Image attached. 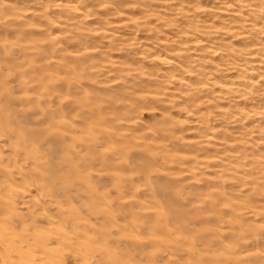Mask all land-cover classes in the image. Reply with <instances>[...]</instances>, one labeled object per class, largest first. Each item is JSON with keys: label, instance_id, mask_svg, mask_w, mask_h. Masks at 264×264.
Instances as JSON below:
<instances>
[{"label": "rangeland", "instance_id": "374dc122", "mask_svg": "<svg viewBox=\"0 0 264 264\" xmlns=\"http://www.w3.org/2000/svg\"><path fill=\"white\" fill-rule=\"evenodd\" d=\"M0 51V103L30 121L0 111V174L31 196L4 229H125L109 251L132 264H225L209 245L264 264V0H0ZM50 139L56 181L85 190L61 209Z\"/></svg>", "mask_w": 264, "mask_h": 264}, {"label": "bare ground", "instance_id": "6f19581e", "mask_svg": "<svg viewBox=\"0 0 264 264\" xmlns=\"http://www.w3.org/2000/svg\"><path fill=\"white\" fill-rule=\"evenodd\" d=\"M24 50L25 49L21 48V55L19 58H24V59L28 58V54ZM21 66H22L21 64L14 63L13 66L10 67L11 70H15L14 78L12 79V82H17L19 88H21V90L23 89L24 91H26L25 89H27L26 87L29 84V81L35 80L34 77L32 76L34 75L35 71L16 70V67H21ZM2 68L0 67V73L2 72ZM22 78H27L30 80L28 81ZM15 93L12 94L10 93L11 95L9 97H12V95H14ZM18 106L19 104H16L15 102L13 101L11 102L9 100L7 101L6 104L2 105L0 103V111L1 112L5 111L9 113L10 117L27 123L26 121L29 119H26L25 116L21 115L20 109L17 108ZM42 132H43L42 129L39 128H28L26 129V134H24V138H27L26 140L29 139L36 140L37 138L35 136H40ZM8 138H10V141L13 140L12 136H8ZM23 144H27V141H25L21 136H18L15 141V145L20 147V146H24ZM47 144L53 145V148L50 149V155L52 157V160L50 161L49 164L50 170H48L49 172H51V175L53 176L54 179L53 188L50 194L56 199L55 201L59 209H61L66 202H68L69 200L75 197L84 198L85 196L83 192L85 190L83 187L75 188L73 184L66 187L61 186V183L56 181L59 179V172H60L58 169L59 166L56 164V159L59 157L60 153L62 152V149L57 143V141L54 139H50L47 142ZM47 144L45 143L43 145L45 146ZM24 155H27L28 157L31 156L27 153H24ZM9 181H10L9 174L5 172L3 174H0V212L1 211L4 212L5 211L4 209L10 208L9 205L11 204L7 202L8 200L9 201L12 200V198H16V199L18 198L19 204L25 205L27 199L31 197L30 195L26 194L27 191L21 192L19 190L12 188V186L8 184ZM40 186H41L40 188L38 187L39 190H41L42 188L41 184ZM5 191L7 192L5 193ZM28 192L31 193L30 191ZM47 222L52 225L54 224L56 225V221L51 218H48ZM61 223L62 222L58 223L59 225L58 227L56 225V229H48V230L7 229V228L4 229V225L3 227L0 225L2 227L0 228V264H132L131 262L128 261L124 262L123 254L121 256H118L116 252L109 251L110 249L109 246L111 243H114L115 236H118L119 233H122L119 236L120 238L127 237V235L124 234L126 232L125 229H118L116 231L110 229H67V226L65 224L61 225ZM83 223L86 222H84L83 220ZM75 224L76 226H78V228H81V226H79L77 222ZM188 230L194 232L196 236H198L199 238H206L207 235L208 236L211 235L209 233L205 234L204 232L205 229L204 231L203 229H188ZM210 230L213 231L212 229ZM127 243L128 244H126L125 242L123 244V245L126 244L123 247L125 248L123 249L125 251L127 249L138 251L139 248H143V247L145 248L148 246L147 244L143 246L140 243L139 244L136 243L132 244L129 242ZM210 248L211 247L209 245L207 252L209 253L210 251H212L210 253L214 254V258H215L214 260L216 262L219 261L217 258H221L223 259L225 264L226 263L241 264V261L239 259L237 260V258L233 255L234 254L233 251H226L223 252V254L217 255V251H214ZM257 260H258L257 257H254L252 259L254 263H257L256 262ZM138 261H139L138 264H141L140 261H144V259L140 258V260Z\"/></svg>", "mask_w": 264, "mask_h": 264}]
</instances>
